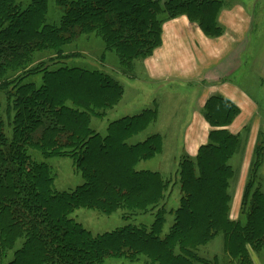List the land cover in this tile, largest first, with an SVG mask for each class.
Returning <instances> with one entry per match:
<instances>
[{"label": "trees", "instance_id": "obj_1", "mask_svg": "<svg viewBox=\"0 0 264 264\" xmlns=\"http://www.w3.org/2000/svg\"><path fill=\"white\" fill-rule=\"evenodd\" d=\"M23 4L0 0V95L7 101L3 111L0 97V264H105L110 258L222 264L218 257L198 256L200 247L219 236L227 264H254L252 253H264V139L255 150L241 217L233 221L238 172L231 160L242 136L227 127L240 113L236 106L221 98L207 104L205 117L217 130L196 158L179 163L182 198L172 212L170 233L164 227L172 181L137 170L162 153L163 138L131 142L157 120V112L113 122L106 135L92 127V120L104 119L124 95L107 71L109 55L121 75L134 77L136 64L161 45L164 24L181 16L198 23L207 36L219 37L224 33L218 23L221 1L57 0L62 11L57 24L47 22L50 0ZM92 36L104 44L98 69L76 65L84 58L79 39ZM53 158H70L83 184L57 191L48 163ZM81 208L152 211L156 220L150 227L129 224L94 236L73 218Z\"/></svg>", "mask_w": 264, "mask_h": 264}, {"label": "crops", "instance_id": "obj_2", "mask_svg": "<svg viewBox=\"0 0 264 264\" xmlns=\"http://www.w3.org/2000/svg\"><path fill=\"white\" fill-rule=\"evenodd\" d=\"M219 1L223 6L218 23L224 33L219 37H209L188 16L165 23L161 45L150 57L136 64L134 77L123 76L128 80V85H122L123 98L107 116L122 108V111L116 113V120L109 123V127L121 119L135 117L149 110L156 111L157 120L147 130L158 129L146 140L160 136L165 142L167 133H177L180 127L183 130L179 147L181 158H196L200 148L208 144L211 132L217 130L205 117L207 104L221 98L236 106L240 113L227 129L233 135H241L243 141L236 156L240 158L239 162L234 165L235 157L232 163L239 177L237 191L232 196L231 219L238 221L255 150L261 138L264 139V42L253 65L246 66L241 59L250 57L248 37L254 29L251 11L260 9L264 3L256 0ZM244 66L246 74L235 80V75ZM257 84L261 87V94L253 96ZM169 98L177 106L173 107V116L165 119L163 105L167 104ZM185 98L190 101L191 114L183 119L184 109L178 106L184 103ZM181 121L184 122L183 126L179 125ZM247 129L248 132H245ZM144 132L136 135L133 140ZM163 152H166L165 146ZM138 169L143 171L139 166ZM260 176L264 192V161ZM253 262L264 264V258L254 255Z\"/></svg>", "mask_w": 264, "mask_h": 264}, {"label": "rangeland", "instance_id": "obj_3", "mask_svg": "<svg viewBox=\"0 0 264 264\" xmlns=\"http://www.w3.org/2000/svg\"><path fill=\"white\" fill-rule=\"evenodd\" d=\"M29 0H18V2H22L26 4ZM260 3H264V0H256ZM23 4V5H24ZM26 6V5H24ZM260 9L252 10L251 13L253 14L254 18V24H253V30L251 31L248 40L250 41L249 45V52L250 57L245 56L242 61L246 63V66L253 65L254 61L258 58L260 55V52L262 50V45L264 42V4L259 7ZM261 15V16H259ZM62 16V11L57 6V0H50L49 4V14L47 22L49 24H57L60 22ZM77 48L80 49L81 54L84 55V58L81 59L76 63V65L82 67V68H89V69H98L99 68V57L104 52V44L103 42L94 36L92 37H82L79 39L77 43ZM254 53V54H253ZM116 58L114 55L108 56V64L107 71L109 74L114 76L118 81L122 83V85H128V80L121 75L116 67ZM246 67L244 66L236 75L235 80L240 77L242 78L246 74ZM41 77V76H40ZM37 77L35 78V81L38 85L41 84V78ZM261 87L256 85L255 93L253 96L261 94L260 91ZM252 94V91H250ZM3 105V111H5L7 106V101L5 96L0 95ZM189 99L185 98L184 103H182L181 106H178L179 109L182 108L183 110V119H185L186 115L191 114V104L189 103ZM175 103V101H174ZM173 102L170 101V98L168 99V102L166 105H163V114L165 119H169L173 116V107L177 106ZM180 104V103H179ZM178 104V105H179ZM178 109V108H177ZM122 111L121 109L115 110L112 112V116H106L104 119L94 118L92 120V127L99 132L102 135L107 134V128L110 122L113 120H116L115 116L116 113ZM108 117V118H107ZM165 123V122H163ZM184 122H179L180 126H183ZM158 128L155 130H152L150 128L146 132H144L140 137H136L133 142H139L140 140H146V138L151 136V134L155 133ZM181 130V132H180ZM183 134V130L180 129L177 133L175 132H169L167 133V137L165 139V142L163 144V150L164 146L166 147V152L164 153L162 150V153L157 155L154 159L144 161L142 164H138L139 168L143 169V171H154L160 173L165 179L171 180L172 184L169 188L168 197L166 199V209L169 210L167 217H166V225L164 227V233H170V228L174 223V216L172 212L177 210L180 206V201L182 198L180 184L178 182L177 172L179 169V163L181 162V155L179 151L180 143L182 141L181 135ZM172 135H179V137H172ZM164 141V139H163ZM243 144V141H242ZM241 144V147L243 146ZM237 154L233 157L231 160V165L233 161L237 158ZM236 157V158H235ZM239 157L234 161V165L236 166V163L239 162ZM43 159L40 158V161ZM49 165L51 166L54 174H55V189L59 192L62 191H73L78 186H81L83 184V179L81 177V174L77 171L75 168L73 161L70 158H53L48 161ZM137 166V170L138 169ZM235 169V167H234ZM236 170V169H235ZM141 171V170H140ZM238 177L232 185L233 192L237 191V182ZM232 207V206H231ZM128 219H126V218ZM73 218L76 219L79 223H81L88 231H90L94 236L102 235L105 233L112 232L116 229H119L123 226H127L129 224L135 225V226H147L150 227L152 224H154L156 220V214L152 211L143 214L142 212L134 213L130 211H125L122 209H117L113 213H103L97 209H87V208H81L78 209L73 213ZM254 257V253H252ZM198 256L200 258L213 261L215 258H219L221 263L227 264L229 262L228 257L225 252V242L224 237L219 236L215 240L211 241L209 244L200 247L198 250ZM257 256V255H256ZM264 258V253L261 256ZM105 264H148L146 259H141L139 262H129L128 260L124 259H114L110 258L107 259Z\"/></svg>", "mask_w": 264, "mask_h": 264}]
</instances>
